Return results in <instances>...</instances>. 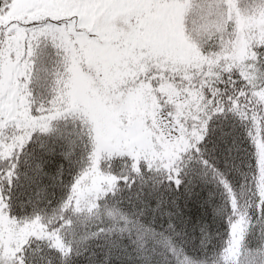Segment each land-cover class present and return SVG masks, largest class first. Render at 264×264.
<instances>
[{
    "label": "snow or ice",
    "instance_id": "snow-or-ice-1",
    "mask_svg": "<svg viewBox=\"0 0 264 264\" xmlns=\"http://www.w3.org/2000/svg\"><path fill=\"white\" fill-rule=\"evenodd\" d=\"M0 264H264V0H0Z\"/></svg>",
    "mask_w": 264,
    "mask_h": 264
}]
</instances>
